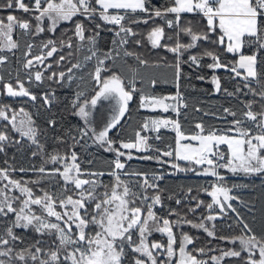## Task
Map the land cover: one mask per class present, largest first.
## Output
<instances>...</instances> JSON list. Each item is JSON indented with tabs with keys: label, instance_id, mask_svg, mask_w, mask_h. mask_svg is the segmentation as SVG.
<instances>
[{
	"label": "snow or ice",
	"instance_id": "obj_1",
	"mask_svg": "<svg viewBox=\"0 0 264 264\" xmlns=\"http://www.w3.org/2000/svg\"><path fill=\"white\" fill-rule=\"evenodd\" d=\"M0 8L27 14L0 17V97L27 98L22 102H31L40 115L42 109L50 112L57 102L52 84L61 88L75 85L68 107L83 122V126L63 129L62 135L53 137L65 151L56 148L49 153L41 141L47 129L37 125L23 106L17 109L0 99V153L7 146H17L18 151L30 147L31 156L41 161L39 166L17 168L5 159V166L0 167V264H209L202 257L217 250L220 255L209 257L212 264H223L226 258H235L234 264H264V234H257L232 203L239 201L252 211L232 194L233 188L245 186L228 187L220 171L264 178V0H166L160 6L150 0H5ZM156 18L163 24L155 23ZM149 21L154 26L147 31L148 43L173 54V62L167 66L173 70L175 95L156 96L137 87V81L143 80L141 66L147 69L149 61L127 46L143 44L133 25ZM64 22L71 26L57 36ZM105 30L112 33L106 48L100 46V34ZM45 32L52 35L38 45L33 43L32 38ZM22 39L25 50L17 59L20 67L15 69L13 83L3 75L7 71L11 77L13 71L4 68L11 58L3 53L15 55ZM34 48L39 49L35 55ZM193 49L199 50L193 53ZM126 58L134 63L129 64ZM205 58L210 63L204 65ZM185 64L212 70L211 83L217 93L222 87L215 72L224 69L237 82L234 91L224 88L223 92L250 99L242 100L243 106L237 110L223 109L226 115L217 118L224 128L211 125L206 129L201 122L195 124L197 131L186 134L178 118L146 117L134 139H119L122 121L130 119V103L138 92V109L171 111L179 117L181 109L188 107L179 90ZM151 83L154 86L157 81ZM33 87L42 91L33 92ZM104 101L108 102V115L98 129L92 114ZM46 123L54 129L57 121L49 116ZM162 128L175 132V147L168 145L170 150L155 147L149 143L152 137L143 134L155 132L154 138L161 140ZM113 129H117V138L109 135ZM88 141L113 154L105 161L107 170L81 167L75 149L91 146ZM132 150L157 155L134 156ZM133 159L169 163L177 172L214 178L200 189L211 202L192 197L197 203L188 209L195 213L204 207L208 214H202L198 222L175 209L168 210L175 220L158 215L155 208L162 206L163 190L156 181L164 177L131 169L128 162ZM180 161L187 166H181ZM14 172H33L36 179H16ZM106 176L108 182L103 179ZM42 182L46 184L42 186ZM34 187L41 194L37 195ZM181 202L175 199L177 205ZM229 212L235 213L233 223L239 234L217 236L215 221L228 217ZM184 225L234 247L194 246L189 250L196 237L183 231ZM174 229L180 230L179 236ZM153 233L166 241L150 240Z\"/></svg>",
	"mask_w": 264,
	"mask_h": 264
},
{
	"label": "trees",
	"instance_id": "obj_2",
	"mask_svg": "<svg viewBox=\"0 0 264 264\" xmlns=\"http://www.w3.org/2000/svg\"><path fill=\"white\" fill-rule=\"evenodd\" d=\"M5 0H0V4L4 3ZM27 3V0H25ZM150 2L155 6H160L166 3V0H150ZM9 13L18 15V16H26L27 14L23 12L12 11L11 9L0 8V17H6ZM144 15V14H137ZM188 18L191 19V14H187ZM79 19V18H76ZM98 23H102L101 21H97ZM155 23L163 24V21L159 18H156ZM71 26V22H65L60 25L57 29L56 35L59 36L61 31L67 29ZM153 22L149 21L147 25L140 24L138 26L133 25L134 29L141 33L140 36L136 37L137 39H142V45H134L129 44L127 47L131 51H135L139 53L142 57L149 61V67L145 69L141 66V76L143 77L142 82L140 80L137 81V87L142 89L144 92L151 93L156 96H169L175 94L177 88L174 83L173 78V70L168 67V64L173 62V54L167 52L165 49H153L151 45L148 43L146 39L147 31L152 27ZM110 26H105V28ZM167 32H171L170 29H166ZM52 34L45 32L40 37L32 38L33 43L39 44L42 39H46ZM112 33L108 31H101L100 34V46L108 47V42L110 41ZM14 39H17L16 34H14ZM186 39V38H185ZM21 48L15 52V55L12 53H3L4 55L10 56V63L4 66L5 69L11 68L12 75L9 77L8 72L4 71L3 75L5 79H12L13 83L15 82V69L20 67L17 63V59L22 57V54L25 50V41L22 39L20 41ZM171 43V42H170ZM199 49H193L192 52L195 53ZM66 51V50H65ZM39 52L38 48L33 49V54H37ZM55 58V57H54ZM53 58V59H54ZM187 59V54L184 57ZM129 64H133L134 61L132 58H126ZM227 59H232L231 55L227 57ZM202 63L206 65L210 63V60L205 58ZM160 65L159 67H154L152 65ZM183 75L180 80L179 90L184 96V100L187 103L188 107L186 109H181V114L179 117L176 116L175 113L169 111L168 113L162 112H147L142 109H138L139 104V95L138 92L133 101L130 103V119L126 121H122L124 124V128L120 130L119 139L128 141L134 139V132L139 129V125L146 117L151 118H172L179 119L182 127V131L186 134H193L195 131L196 123H203L205 128L207 129L211 125H215L217 128H224L225 124L221 119L217 117L225 116L226 114L223 112L224 108H232L233 110H237L241 108L243 105L241 104L242 100L250 99V97H245L243 94H237V96L229 97L224 92L223 89L227 88L228 91H234L236 82L235 80L230 79L231 74L226 72L224 69L216 70L215 75L221 78V92L217 93L214 89V85L211 83V77L214 74L212 70L207 67H189L187 64L182 67ZM47 75V73H45ZM199 76H204L205 79H198ZM24 77V73L21 70V78ZM239 78H237L238 80ZM152 80H156L157 83L153 86L151 83ZM48 83L46 82L44 88L48 87ZM26 83V87H27ZM51 87L55 89L57 102L54 103L51 107L50 112L41 110L40 115H36V107L33 106L31 102L23 103L22 101H26L27 98L13 100L12 98L0 97V99L5 100L12 104L14 108H19L23 106L27 111L33 114V119L36 121L37 125H40L42 128L47 129V136L41 137V141L45 145V149L47 152H52L53 149L58 148L61 152L65 151L62 146H58L53 137L62 135L63 129L72 127V126H83V122L76 116L72 115L69 110V101L72 98L73 91L75 89V85L72 87L65 86L63 88L59 87L56 84H52ZM91 87V86H89ZM33 92L39 93L42 89L32 88ZM246 91V90H245ZM91 93H89L90 95ZM196 109H200L197 111ZM205 113H208L207 115ZM51 116L57 121L56 127L49 128L46 120ZM107 115H105V118ZM97 115L95 116V119ZM103 118V119H105ZM228 120H231V117H227ZM96 124V123H95ZM101 125V124H100ZM97 126L99 129L101 126ZM14 137L17 136L16 133H11ZM152 137L149 140V143L158 147L162 150H170L168 149V145H171L172 148L175 147V133H170L165 129H161L160 135L162 137L161 140H156L154 137L157 135L155 132L151 133H143ZM109 135L113 138H117V129H113ZM27 143V142H25ZM89 147L81 148L76 147L75 151L78 153L79 161L81 162V167L83 169H92V170H107L108 165L105 163L106 160L112 158L113 154L105 152L102 148L98 146L92 145L91 141H88ZM118 146V145H117ZM31 148L26 147L23 151H18L17 146H7L4 153H0V167H4V160L7 159L9 163L14 164L18 167H29L30 164H35L39 166L40 158L31 156ZM134 156L140 155H157L155 152L150 153H138L136 151H132ZM15 157V159H13ZM165 161H171L170 157H162ZM91 160L92 163H88ZM181 166H187L186 162L180 161L178 162ZM131 169L139 170L144 173H153L155 172L157 175H163V179L156 181L159 184L160 189L163 191L160 193L162 198V206H157L155 211L160 216H166L170 220H175V216H168L169 209H175L182 216H186L188 220H193L198 222L201 215H207V210L204 207H200L196 209L195 213L189 212V207H195L197 203L196 200L191 199L192 197H198L200 200L205 203L211 202V197L207 196L203 191H201V187H207V181H212L214 178L212 177H204L197 176L192 171L187 172H177L175 169L171 168L169 163L158 164L155 161H143L138 159H133L128 162ZM49 168L53 167L52 165H48ZM221 173L227 178L226 184L228 187H231L233 184L236 185H244L245 187H237L233 188L232 193L236 194L242 201L248 204L249 207L252 208V211L243 210L242 208H238L241 216L249 223L250 227L257 234H264V185L262 183V178L259 176H250V177H231L228 172L220 170ZM13 177L16 179L23 180H34L36 179V174L33 172L28 173H20L14 172ZM127 179V177H124ZM106 182L110 180V177L103 178ZM149 179H151V175H149ZM46 182H42V186H44ZM191 188L192 191L189 193L188 189ZM34 191H36L37 195L41 194L38 188L34 187ZM151 192V190H150ZM173 197L169 199V197ZM181 199V204L177 205L175 203V199ZM215 211H218L217 209ZM235 219V213L229 212L228 217L224 219H218L215 221L217 226V236L221 235H233L239 234V229L236 228L233 220ZM229 224H232L233 227L230 229L228 227ZM183 231L189 233L190 235L196 237L194 244L189 245V250L192 247H206V248H215L216 245H219L221 248H229L234 247L233 245L227 243L226 241H220L218 239H213L208 237L206 233L202 230L192 229L188 225H184ZM178 229H174V232L179 236ZM150 240H165L166 238L161 236L159 233H153L150 237ZM235 247H238L236 245ZM212 255H220V252L210 251L207 256L202 257L203 259H208L209 264H212L209 257ZM164 256H161V259H164ZM235 258L231 260L225 259L223 264H234Z\"/></svg>",
	"mask_w": 264,
	"mask_h": 264
},
{
	"label": "rangeland",
	"instance_id": "obj_3",
	"mask_svg": "<svg viewBox=\"0 0 264 264\" xmlns=\"http://www.w3.org/2000/svg\"><path fill=\"white\" fill-rule=\"evenodd\" d=\"M28 2V0H27ZM12 10V9H11ZM14 11V10H12ZM16 12H21V11H16ZM65 23V22H64ZM15 34V33H14ZM13 38H14V35H13ZM19 99H22V98H19ZM107 108H108V102L107 101H104L102 103H98L97 105V108L95 110H93V114H92V118L93 120L95 121V123L99 126L101 124V121L103 118H105V115H108V112H107ZM157 111H161L163 112L162 110L160 109H156ZM97 115V118L95 119V116ZM0 123H3V122H0ZM101 126V125H100ZM223 171H226L228 172L227 170L225 169H221ZM228 174L231 176V177H250V176H245L244 174H237V175H233L232 173L228 172ZM233 194V193H232ZM235 196H237L236 194H233ZM233 205L237 208H242L243 210H248V207H244L241 205V203L239 201H232ZM218 210V209H217Z\"/></svg>",
	"mask_w": 264,
	"mask_h": 264
},
{
	"label": "crops",
	"instance_id": "obj_4",
	"mask_svg": "<svg viewBox=\"0 0 264 264\" xmlns=\"http://www.w3.org/2000/svg\"><path fill=\"white\" fill-rule=\"evenodd\" d=\"M137 14H142V13H137ZM142 110L147 111V112H161V111H157V110L152 111V110H148V109H142ZM162 113H164V112H162ZM162 129H163V128H162ZM165 130H167V129H165ZM185 142H187V141H185ZM132 151H135V150H132ZM262 183H263V185H264V178H262Z\"/></svg>",
	"mask_w": 264,
	"mask_h": 264
},
{
	"label": "built area",
	"instance_id": "obj_5",
	"mask_svg": "<svg viewBox=\"0 0 264 264\" xmlns=\"http://www.w3.org/2000/svg\"><path fill=\"white\" fill-rule=\"evenodd\" d=\"M172 95H175V94H172ZM169 96H171V95H169ZM167 131L170 133H174V131H172L171 129H167Z\"/></svg>",
	"mask_w": 264,
	"mask_h": 264
},
{
	"label": "bare ground",
	"instance_id": "obj_6",
	"mask_svg": "<svg viewBox=\"0 0 264 264\" xmlns=\"http://www.w3.org/2000/svg\"><path fill=\"white\" fill-rule=\"evenodd\" d=\"M175 133V132H174Z\"/></svg>",
	"mask_w": 264,
	"mask_h": 264
}]
</instances>
